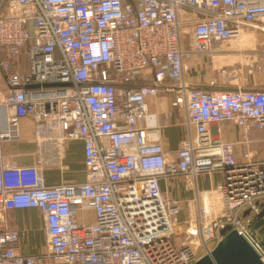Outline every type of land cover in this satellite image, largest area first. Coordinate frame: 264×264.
Returning a JSON list of instances; mask_svg holds the SVG:
<instances>
[{
    "label": "built area",
    "instance_id": "1",
    "mask_svg": "<svg viewBox=\"0 0 264 264\" xmlns=\"http://www.w3.org/2000/svg\"><path fill=\"white\" fill-rule=\"evenodd\" d=\"M230 42L259 65L264 0H0V264H194L225 229L264 263L249 226L264 207V149L249 137L264 128V88L204 86L234 79L216 72V43ZM163 92L185 112L174 159L148 124ZM24 117L82 139L87 179L47 185L39 164L5 163ZM227 124L242 138L221 137ZM215 171L221 183L200 190ZM177 175L195 196L163 187ZM23 207L43 212L45 254L19 250L6 212Z\"/></svg>",
    "mask_w": 264,
    "mask_h": 264
},
{
    "label": "crops",
    "instance_id": "2",
    "mask_svg": "<svg viewBox=\"0 0 264 264\" xmlns=\"http://www.w3.org/2000/svg\"><path fill=\"white\" fill-rule=\"evenodd\" d=\"M216 46L218 47L216 72L221 69L232 71L234 79H230L227 75H219L217 72L216 81L211 85L205 83V87L222 89L256 86L264 88V55L261 58V64L255 65L251 60L235 54L232 51L234 47L232 42L225 45L216 43ZM255 59L256 57L253 58ZM150 116L148 124L159 127L164 148L171 158H176L177 149L185 134L183 124L185 112L182 108L172 105V98L169 95L161 93L153 98L150 104ZM45 128L46 130L38 132L32 118H22L19 121V136L5 138L2 143L4 162L17 165L39 164L42 180L47 185L67 180H86L87 167L83 140L76 138L62 141L58 138L60 129L57 126ZM223 128L219 133L221 137L227 140L242 138V128L234 124L224 125ZM249 137L253 149L258 150L260 147L264 149V128L251 130ZM177 181V179L164 181L163 187L168 189L170 186L174 195H183L182 198H191L197 194L194 185H178ZM221 181L222 177L212 173L199 175L196 183L200 190H205L215 188ZM6 219L8 226L19 233V250L22 253L35 255L46 253L47 226L43 212L39 208H11L6 212ZM179 219H184V215L181 214ZM58 263L69 264L67 262L55 264Z\"/></svg>",
    "mask_w": 264,
    "mask_h": 264
},
{
    "label": "water",
    "instance_id": "3",
    "mask_svg": "<svg viewBox=\"0 0 264 264\" xmlns=\"http://www.w3.org/2000/svg\"><path fill=\"white\" fill-rule=\"evenodd\" d=\"M249 226L255 241L264 247V207ZM224 232L211 254L204 255L194 264H264L255 244L247 237L235 229Z\"/></svg>",
    "mask_w": 264,
    "mask_h": 264
},
{
    "label": "rangeland",
    "instance_id": "4",
    "mask_svg": "<svg viewBox=\"0 0 264 264\" xmlns=\"http://www.w3.org/2000/svg\"><path fill=\"white\" fill-rule=\"evenodd\" d=\"M259 60H261V58L259 59ZM163 93H165L166 95H169L171 98H172V100H173V98H174V96H175V93H166V92H163ZM180 108H182V107H180ZM214 175H219L220 177H222V173L220 172V171H215L214 172ZM174 180L175 179H177L178 181H177V184L178 185H180V184H182V185H186V186H189L188 185V183H187V181L185 180V177L184 176H182V175H177V176H175L174 178H173ZM172 179V180H173ZM181 180V181H180ZM174 185H176V183H174ZM179 187V186H178ZM177 187V188H178ZM169 190V193H170V195H172V196H175L176 198H182V196H176V195H174V192H172L171 190V187L169 186V188H168ZM179 189V188H178ZM177 189V190H178ZM175 190H176V187H175ZM182 215H184V212L183 213H181ZM180 217V215L178 216V218ZM59 264V263H58Z\"/></svg>",
    "mask_w": 264,
    "mask_h": 264
}]
</instances>
